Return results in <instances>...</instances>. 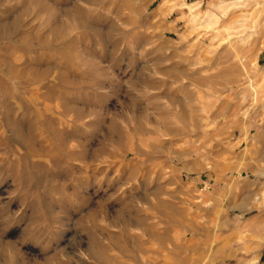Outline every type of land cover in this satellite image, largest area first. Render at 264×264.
Masks as SVG:
<instances>
[{"label": "rangeland", "instance_id": "rangeland-1", "mask_svg": "<svg viewBox=\"0 0 264 264\" xmlns=\"http://www.w3.org/2000/svg\"><path fill=\"white\" fill-rule=\"evenodd\" d=\"M2 147L0 264H264V0H0Z\"/></svg>", "mask_w": 264, "mask_h": 264}, {"label": "bare ground", "instance_id": "bare-ground-1", "mask_svg": "<svg viewBox=\"0 0 264 264\" xmlns=\"http://www.w3.org/2000/svg\"><path fill=\"white\" fill-rule=\"evenodd\" d=\"M1 149H3V147H2V148H0V150H1ZM2 161H3V160H2ZM1 163H2V162H1Z\"/></svg>", "mask_w": 264, "mask_h": 264}]
</instances>
